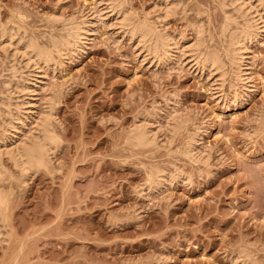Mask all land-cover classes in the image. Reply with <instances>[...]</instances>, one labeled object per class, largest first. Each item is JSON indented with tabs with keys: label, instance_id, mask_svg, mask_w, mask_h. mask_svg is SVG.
I'll list each match as a JSON object with an SVG mask.
<instances>
[{
	"label": "rangeland",
	"instance_id": "obj_1",
	"mask_svg": "<svg viewBox=\"0 0 264 264\" xmlns=\"http://www.w3.org/2000/svg\"><path fill=\"white\" fill-rule=\"evenodd\" d=\"M123 1L149 25L157 24L164 7L162 0ZM102 2L0 0V125L9 119L3 112L14 111L21 99L17 81L35 83L14 45L33 38L47 47L49 35L63 34L62 23L48 16L69 19L80 10L90 12L93 32L87 48L54 55L55 64L42 72L47 92L37 89V99L52 89L60 93L53 106L52 164L22 184L20 170L1 158L13 180L3 185L8 204L0 216V264H264V100L257 95L264 33L249 47L246 85L236 83L221 35L225 16L235 15L230 0H169L175 6L157 27L190 45L200 25L202 42L225 63L219 88L218 72L197 69L180 53L167 65H154L100 12ZM13 10L31 20L9 25ZM233 83L236 97L229 92ZM39 103L32 116L23 109L8 146L30 136L42 113ZM171 112L173 119L190 121L174 132ZM141 122L157 135L152 146L128 141ZM197 126L195 161L182 154ZM149 170L162 173L156 191L146 187Z\"/></svg>",
	"mask_w": 264,
	"mask_h": 264
},
{
	"label": "bare ground",
	"instance_id": "obj_2",
	"mask_svg": "<svg viewBox=\"0 0 264 264\" xmlns=\"http://www.w3.org/2000/svg\"><path fill=\"white\" fill-rule=\"evenodd\" d=\"M162 1L164 5L163 10L162 11L160 10L161 12L160 14H158V20L153 19L157 22V24L159 23L160 20L162 21V19L167 17L169 13L171 12L172 8L175 6L174 5L175 2L171 3L169 2V0H162ZM229 3L231 5L230 7L233 8L232 11H234L235 15H233V12L232 14L227 13L228 16L225 14L226 19H225L224 26L222 28L221 35L225 38V44H226L225 55L228 59V63L230 65V70H231L233 79L236 83L240 82L244 85L245 81L248 79L247 75L249 74L248 73L249 47L251 46L252 43L254 44V42L257 39L259 40V38L264 33V7H261V0H230ZM171 4H173V7H171L172 6ZM225 4H223V7H225V12H226V6L228 4L224 6ZM102 6H103V9H101L100 12L102 13V11L105 10L103 11L104 14L105 15L109 14V16L116 22V26L119 27V30H121L123 34L125 33L129 37V39H134L135 41H137L141 49L144 50V53L146 54L147 57H149L150 61L154 63V65H157V66L167 65L172 60L173 56L175 57V53L177 54L180 53V55L184 56L185 59H189L190 62L194 63V66H196L197 69L207 70V71L209 70V72L210 71L218 72V77L216 78L215 82L217 83L219 88L223 86L224 82H226L225 81L226 78L224 79V77L226 76L225 75L226 72H224L225 63L222 61L221 57L217 53L208 49V47H206L204 43L202 42L201 31L199 29L200 25L198 26V28L194 27V31H193L194 32V40H193L194 42L193 43L191 42L192 44L190 43V45L189 44L186 45L187 43L184 42L181 39V37L177 38V37L172 36L168 32H165L162 28L160 29L159 25H158L159 26L158 28L157 24L155 25L153 24V22H152L153 25H149L147 23L148 21L147 22L141 21L139 20V17L138 19H136L134 15L131 13L132 11L130 12V10L127 8L123 0H103ZM223 11H224V8H223ZM84 12L85 11L80 10V15L78 16L74 15L75 17L69 18V19L66 18L67 20L64 18L61 19L62 17L61 18L60 17L55 18V17H49V16L48 18L45 17L51 23L56 24V22H61L62 29L60 31H62L63 33L62 35H60V37H57L58 35L57 36L49 35L50 37L48 36L49 38H48L47 47H41L40 45H38L37 42H35V40H32L33 38L31 39L30 37H29L30 39L27 38L26 40H22V41L20 40L19 44H17L18 41H15V43L17 42L16 43L17 45H14L16 53H18L19 56L21 57L20 60L23 61V62L21 61L23 65L25 64L26 67L32 68V74L34 73V75H32L33 76L32 78L35 77L34 78L35 83L33 85L31 84L33 82L28 81V78H27L28 75H25L27 80L25 79L24 81V79L23 80L20 79L21 83L20 81H17V85L15 86L16 87L15 89L18 91L16 93L21 95L20 96L21 99L19 98L20 101H18L19 99H17L19 103L16 101L17 104L14 105V111L12 112L13 114L15 112V114L13 115L12 112H10L11 110L9 111V109H7V112L5 111L6 113L2 111L6 115V117H9V119L7 118L8 119L7 123H5L6 121H4L5 120L4 117L1 116L3 118L4 123L1 124L3 126L0 125V142H2V144H0V147L3 146V149L4 148L6 149L4 155H6L9 158V160L14 164L13 166L15 168L20 170L21 178L18 181L19 183L23 184L25 178H27L30 175L32 176L33 173L38 172L39 170L48 169L49 168L48 165L52 164L50 163L51 162L50 157L52 156V154H55L54 148H55V145L57 144L56 135H55L54 128L52 125V122L55 121L54 115H53V112H54L53 106L55 104V100H56L55 96L57 95L58 91L56 90L55 92H53L54 90L52 89L53 91L50 90V93L41 99H39L40 96L38 94L39 97L37 99V89L42 90L44 88L42 72L48 70L51 65L55 64L54 60L56 58L62 57V56L64 57L65 55H68L70 53L76 54V52H79L85 47V45L87 44V41L89 40L91 36V33L93 36V32L91 31V20H90L91 14L90 12L88 13H84ZM7 33L4 32V35H7ZM11 35L13 36V34L8 35L7 37L9 39L8 41L12 39ZM6 49H7V46H6ZM54 55L58 57L54 59L55 57ZM20 71H22V69ZM18 74H15V75H18ZM19 76L21 77V74ZM13 77H16V76H13ZM14 81L15 80H12V82ZM7 83L11 84L8 81ZM5 84L6 83H4V85ZM234 84L235 83H233V85L232 84L230 85L229 92L231 96L236 97L237 95L235 91L236 84L235 85ZM4 85H3V88H4ZM8 86L6 85V87ZM11 88L12 87H10L9 89L6 88V90L9 91ZM13 90L14 89H12L10 93H12ZM39 90H38V93H39ZM10 98H11V95H10ZM41 101H42L41 107L43 108L42 109L40 108V109L42 110V113L40 114L41 116L38 114L40 117L38 116L39 119L37 120V122L36 123L33 122L36 125L34 126L32 124L34 127L32 128V130L30 129L32 131L30 132V136L28 135L27 138H24L22 142L20 141V143L16 141L15 139V143L18 142V144L16 145H18L19 147H13L12 144L11 146H8L10 144L8 143L7 145L6 140L7 139L12 140L14 138L16 131H17L16 122L17 121L19 122L23 109L29 110L32 116L33 115L32 112L36 110L37 102H38V107H40L39 102ZM167 103H170L169 100L167 101ZM152 113H149V116ZM172 113L173 112H171V114L170 113L168 114V116L170 115L169 119L173 117ZM153 114L151 115V117L154 116ZM29 117H26V118H29ZM188 120L190 121V118L184 119V120L173 119L174 123L173 124L171 123L172 128L171 127L169 128H171L172 131L174 130V132H176L179 129L184 128L183 126ZM142 122L140 123L141 125H135V127H133L134 129L133 128H131L132 130L129 129L131 131V134H129L130 136H129L128 141H130L131 143L130 142L129 143L133 145L134 147L136 146L146 147L149 145L152 146L156 141L155 137L157 135L156 133L155 134L153 133L155 131L152 132L150 129H148L149 125L147 124V122H145V124H142ZM23 124H25V122ZM194 126H196V124ZM194 129L196 131H194L195 133L192 137H188L189 139L185 143L186 147L184 148V152H183L184 154H182L184 155V157L186 156L188 157V159L190 158V160L191 159L198 160L196 158L197 156L195 154V151L199 146L198 141L200 138V130H199L200 128L197 126L196 128L194 127ZM170 133H173V132H170ZM7 135L9 136L7 137ZM127 139L128 138H126V141ZM1 158L2 157H0V216H3L6 210V206L8 204V195L4 192V188H5L4 183L11 182L13 180V176L9 172H7V170H5L4 166L2 165ZM147 172H148L147 181L145 183L146 187L150 190L156 191V188H159L162 184L161 182L162 173L159 170H155V172L149 170ZM146 187L145 189H147ZM244 256L247 257V255H244Z\"/></svg>",
	"mask_w": 264,
	"mask_h": 264
},
{
	"label": "snow or ice",
	"instance_id": "obj_3",
	"mask_svg": "<svg viewBox=\"0 0 264 264\" xmlns=\"http://www.w3.org/2000/svg\"><path fill=\"white\" fill-rule=\"evenodd\" d=\"M25 8L28 7V5H24ZM37 7H39V5H37ZM261 7H264V0H261ZM3 13V9H0V15H2ZM18 18L19 21L23 22V21H30L31 17L27 16L24 13H20L17 12L15 10L11 11L9 16H8V24L11 25L13 24V20ZM0 22H2V20H0ZM260 92L257 93V95L260 96V98L262 100H264V72L260 73ZM251 87V86H249ZM13 147H19L18 145L15 144V142H13ZM6 149L0 148V157H2L5 153Z\"/></svg>",
	"mask_w": 264,
	"mask_h": 264
}]
</instances>
